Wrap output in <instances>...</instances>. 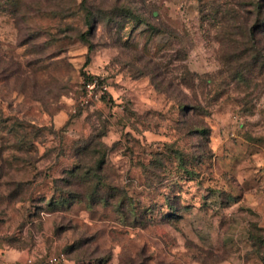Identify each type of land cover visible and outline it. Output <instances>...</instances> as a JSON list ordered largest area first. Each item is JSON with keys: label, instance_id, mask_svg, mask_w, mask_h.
<instances>
[{"label": "rangeland", "instance_id": "1", "mask_svg": "<svg viewBox=\"0 0 264 264\" xmlns=\"http://www.w3.org/2000/svg\"><path fill=\"white\" fill-rule=\"evenodd\" d=\"M86 75L108 94L82 107ZM79 161L94 185L54 193ZM21 247L264 264V0H0V250Z\"/></svg>", "mask_w": 264, "mask_h": 264}, {"label": "built area", "instance_id": "2", "mask_svg": "<svg viewBox=\"0 0 264 264\" xmlns=\"http://www.w3.org/2000/svg\"><path fill=\"white\" fill-rule=\"evenodd\" d=\"M107 94L108 86L102 78L96 76L86 77L82 81L78 103L82 107H88L101 101ZM14 264H67V258L62 252L50 253L42 258L30 255Z\"/></svg>", "mask_w": 264, "mask_h": 264}, {"label": "trees", "instance_id": "3", "mask_svg": "<svg viewBox=\"0 0 264 264\" xmlns=\"http://www.w3.org/2000/svg\"><path fill=\"white\" fill-rule=\"evenodd\" d=\"M92 75H86V77H91ZM103 80V78H102ZM83 151H87L88 149V145L83 146ZM76 158V157H75ZM79 160V159H78ZM93 169L91 166H86L84 165L81 161H79L77 163V165H75L73 168L69 169L67 172L62 173V175L59 178H54V193L57 191H62V193L64 194L65 192L67 194H71L72 191L68 190L67 187L68 186H76L78 183V186H82V185H90L92 184V177L89 176L88 174L90 173V170ZM78 173V174H77ZM84 174V175H81ZM80 175V176H79ZM88 175V176H87ZM72 176V177H71ZM76 180V181H75ZM58 182H63V185L61 187L57 186ZM94 185V184H92ZM91 187H95L93 190L95 191L97 189L96 186H91ZM92 191V192H94ZM80 195H78L79 197Z\"/></svg>", "mask_w": 264, "mask_h": 264}, {"label": "crops", "instance_id": "4", "mask_svg": "<svg viewBox=\"0 0 264 264\" xmlns=\"http://www.w3.org/2000/svg\"><path fill=\"white\" fill-rule=\"evenodd\" d=\"M32 251L28 247L11 248L6 251L0 250V263L6 262V264H14L24 260L27 256L32 255Z\"/></svg>", "mask_w": 264, "mask_h": 264}]
</instances>
